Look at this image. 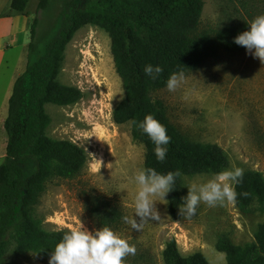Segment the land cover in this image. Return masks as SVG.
I'll use <instances>...</instances> for the list:
<instances>
[{
	"label": "trees",
	"instance_id": "trees-1",
	"mask_svg": "<svg viewBox=\"0 0 264 264\" xmlns=\"http://www.w3.org/2000/svg\"><path fill=\"white\" fill-rule=\"evenodd\" d=\"M259 1V0H251ZM28 0H11L12 11L26 17ZM201 0H39L31 19L24 71L15 79L3 122L7 140L0 164V262L7 241L13 237L18 254L50 258L66 229L46 231L35 215V206L51 179H73L87 161L83 148L68 140L46 135L50 117L47 104L69 106L81 98L75 87L61 84L58 75L64 51L83 26H96L110 39L114 69L123 89V99L112 110L117 125L129 123L134 140L144 146V168L158 173L179 170L182 177L215 174L228 167L221 147L189 141L170 124L164 104L152 94L166 87L168 77L195 71L221 53L240 54L246 48L234 38L249 29L248 24L231 29H199ZM146 65L160 66L163 72L153 80ZM148 114L165 126L170 136L163 162L155 156V145L137 126ZM135 121L136 123H133ZM32 164L28 173L24 165ZM181 180L167 195V212L180 220ZM234 204L241 213L264 211V179L256 171H246L235 186ZM248 193V196L239 195ZM88 214L99 227L116 228L125 214L109 201L90 196ZM215 249L224 254L226 264H264V224L258 226L253 242L232 244L219 236ZM164 264H209L196 252L182 256L170 239L162 252Z\"/></svg>",
	"mask_w": 264,
	"mask_h": 264
},
{
	"label": "rangeland",
	"instance_id": "rangeland-1",
	"mask_svg": "<svg viewBox=\"0 0 264 264\" xmlns=\"http://www.w3.org/2000/svg\"><path fill=\"white\" fill-rule=\"evenodd\" d=\"M38 1L29 0L31 19ZM201 1L199 29L250 25L264 14V0ZM185 77L175 92L164 87L152 94L164 104L170 124L189 141L221 147L228 158L226 169L235 165L244 172L256 171L264 179V64L247 50L221 53ZM58 81L79 89L81 98L69 106H45L50 117L46 135L83 148L87 161L75 178L46 183L35 206L42 228L49 232L82 226L88 231L101 228L88 214L90 196H99L117 206L125 217H133L134 176L144 168L145 150L132 138L129 123L112 121V110L124 93L114 69L110 39L103 30L86 25L74 34L65 48ZM2 134L6 142L3 129ZM1 152L5 153V148L0 139ZM24 169L28 173L32 164ZM212 175L183 177L182 197L187 195L189 182ZM156 207L162 219L144 224L140 231L132 229L125 219L112 228L137 249L125 264H164L162 252L172 238L182 256L200 252L209 264H226L224 254L215 249L217 238L226 236L242 247L253 242L258 226L264 224V211L245 214L234 204L210 208L202 203L191 219L181 216L178 221L170 219L167 204L157 203ZM0 264H49V258L18 254L10 236Z\"/></svg>",
	"mask_w": 264,
	"mask_h": 264
},
{
	"label": "clouds",
	"instance_id": "clouds-1",
	"mask_svg": "<svg viewBox=\"0 0 264 264\" xmlns=\"http://www.w3.org/2000/svg\"><path fill=\"white\" fill-rule=\"evenodd\" d=\"M234 43L246 48L249 54L264 64V14L256 16L250 22L249 29L234 38ZM144 72L155 80L163 72V68L146 65ZM185 81L183 71L174 72L166 81L167 90L175 92ZM137 126L155 145L157 160L163 162L168 151L166 146L171 140L165 126L151 114L146 115ZM243 174L242 168L233 165L230 169L213 174L211 178L189 182L186 186L187 195L181 198L182 204L178 207V214L185 219H191L202 203L210 208L235 204L238 197L235 186L242 182ZM178 178H183L179 170L161 174L154 168L139 169L134 176V215L131 218L125 217V222L132 229L140 231L144 224L161 220L156 205L168 203L166 197L175 189ZM239 195L247 197L248 193ZM136 252L134 245L110 227L88 231L82 226L63 234L52 251L49 264H125L126 258L129 255L134 256Z\"/></svg>",
	"mask_w": 264,
	"mask_h": 264
},
{
	"label": "crops",
	"instance_id": "crops-1",
	"mask_svg": "<svg viewBox=\"0 0 264 264\" xmlns=\"http://www.w3.org/2000/svg\"><path fill=\"white\" fill-rule=\"evenodd\" d=\"M10 2L11 0H0V139L4 148L6 142L2 129L7 116L8 99L15 79L24 71L26 65L31 25V17L12 11ZM28 3L29 0L26 11L32 16ZM0 154V158H3L4 153Z\"/></svg>",
	"mask_w": 264,
	"mask_h": 264
}]
</instances>
